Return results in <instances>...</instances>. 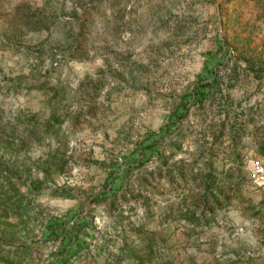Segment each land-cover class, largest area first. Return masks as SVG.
Instances as JSON below:
<instances>
[{
    "label": "rangeland",
    "instance_id": "374dc122",
    "mask_svg": "<svg viewBox=\"0 0 264 264\" xmlns=\"http://www.w3.org/2000/svg\"><path fill=\"white\" fill-rule=\"evenodd\" d=\"M209 52L223 97L93 201ZM263 150L264 0H0V264H52L71 211L91 246L67 264H264Z\"/></svg>",
    "mask_w": 264,
    "mask_h": 264
},
{
    "label": "trees",
    "instance_id": "16d2710c",
    "mask_svg": "<svg viewBox=\"0 0 264 264\" xmlns=\"http://www.w3.org/2000/svg\"><path fill=\"white\" fill-rule=\"evenodd\" d=\"M225 58V53L220 52H209L206 55L203 70L198 76L193 91L182 98L180 106L169 117L168 126L158 132L148 131L138 149L128 157H124L121 166L113 168L107 188L95 196L93 201H100L115 195L123 187L125 176L133 171L134 167H142L149 159L157 156L164 133L167 130L176 129L178 124L187 117L192 106L203 104L215 94L223 97L221 84L223 79L219 72ZM262 152L264 154V150ZM87 223L86 218L81 217L78 211H71L63 218L55 219L48 225L45 237L50 240L61 239L60 256L55 257L52 264H67L77 254L90 248L89 239L79 233L81 226Z\"/></svg>",
    "mask_w": 264,
    "mask_h": 264
},
{
    "label": "built area",
    "instance_id": "2783aa9c",
    "mask_svg": "<svg viewBox=\"0 0 264 264\" xmlns=\"http://www.w3.org/2000/svg\"><path fill=\"white\" fill-rule=\"evenodd\" d=\"M251 173L257 184L264 185V163L262 160L251 161Z\"/></svg>",
    "mask_w": 264,
    "mask_h": 264
}]
</instances>
